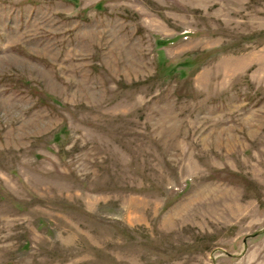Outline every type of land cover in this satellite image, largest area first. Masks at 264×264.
I'll use <instances>...</instances> for the list:
<instances>
[{"label": "rangeland", "instance_id": "obj_1", "mask_svg": "<svg viewBox=\"0 0 264 264\" xmlns=\"http://www.w3.org/2000/svg\"><path fill=\"white\" fill-rule=\"evenodd\" d=\"M0 264H264V0H0Z\"/></svg>", "mask_w": 264, "mask_h": 264}]
</instances>
